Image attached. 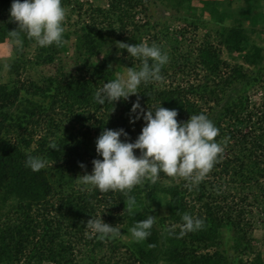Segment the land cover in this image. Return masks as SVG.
<instances>
[{
	"label": "trees",
	"instance_id": "1",
	"mask_svg": "<svg viewBox=\"0 0 264 264\" xmlns=\"http://www.w3.org/2000/svg\"><path fill=\"white\" fill-rule=\"evenodd\" d=\"M99 1L62 0L61 45L40 47L22 34L18 47L10 34L18 28L9 14L12 0H0V45L8 43L12 53L0 59V264H264L251 210L264 212V44L252 40L264 34V0L244 6L236 0H199V6L109 0L107 7ZM151 2L165 5L163 17L151 11ZM170 20L194 32L204 28L202 42L187 44V29L171 30ZM117 42L156 44L169 61L161 80L142 83L127 101L99 105L93 99L98 88L142 63ZM29 71L36 74L24 77ZM177 76L184 83L169 82ZM253 91L260 92L259 102ZM137 97L145 110L175 108L178 121L206 114L224 151L198 185L171 177V185L134 187L128 195L137 207L129 214L124 193L83 186L79 175L102 159L96 139L104 128H123L131 141L139 135L145 121L129 122ZM29 154L44 157L47 166L33 172L25 166ZM185 213L204 226L181 235ZM148 215L156 217L151 235L136 242L129 229ZM91 217L119 228L120 236L98 239L87 226Z\"/></svg>",
	"mask_w": 264,
	"mask_h": 264
},
{
	"label": "clouds",
	"instance_id": "2",
	"mask_svg": "<svg viewBox=\"0 0 264 264\" xmlns=\"http://www.w3.org/2000/svg\"><path fill=\"white\" fill-rule=\"evenodd\" d=\"M9 14L18 24L16 30L10 31L18 47L23 46L22 34L40 47L59 46L64 42L67 13L62 0H12ZM117 46L126 49L129 56L139 58L142 63L138 69L128 67L126 74H118L98 88L93 99L99 105L127 101L138 93L142 83L161 80V69L169 61L167 52L156 44L117 42ZM177 117L175 108L168 109L161 104L145 110L137 97L130 109L129 122L135 123L141 118L145 121L140 134L131 141L123 128H104L96 139V152L102 159L92 160V171L79 175L80 183L100 192L119 190L124 193L129 214L134 213L137 200L128 193L146 182L155 184L161 173L198 185L224 151V146L215 139L219 129L204 113L192 115L187 121H178ZM52 149L57 150V146L52 145ZM136 150H139V155ZM47 163L39 155L29 154L25 160V166L33 172L44 169ZM80 167L86 166L81 163ZM182 221L181 235L204 226L203 219L188 213L182 216ZM155 222L153 215L136 221L129 229L132 238L136 242L146 240ZM87 226L100 240L116 239L121 234L119 228L106 223L101 217H91Z\"/></svg>",
	"mask_w": 264,
	"mask_h": 264
},
{
	"label": "rangeland",
	"instance_id": "3",
	"mask_svg": "<svg viewBox=\"0 0 264 264\" xmlns=\"http://www.w3.org/2000/svg\"><path fill=\"white\" fill-rule=\"evenodd\" d=\"M108 2H109V0H100L99 2H97V4L100 5V6L107 7ZM235 3H236L235 4L236 6H244L245 5V0H236ZM192 5L193 6H199V0H192ZM151 6H152V10L151 11H153V12L155 11L156 12L155 14H156L157 17H163L164 16L165 10L167 9L165 7V5H161V3L158 2L156 4V6H154L153 3L151 2ZM148 13L151 14V15H154L150 11H148ZM172 13H176V12L175 11H171L170 13L166 12V15L169 16ZM145 19L146 18L143 15H139L137 17V20H142V22ZM228 22L232 23V20H228ZM245 23H246V25L249 24L248 22H245ZM170 24H171V30H174V31H181V30L187 29L186 32H185L186 33L185 36H186L187 44H191V45L194 44V46H193L194 48H196L198 46V44L201 43L203 38H204L205 31H206L204 28H200L199 30L194 32L192 27H190V25L188 23H186V22L185 23H183L181 21L172 22L170 20ZM263 24H264L263 22H260L259 26H263ZM259 26H257L256 28L260 29ZM252 40H254L257 43H259L260 45H262V44H264V34H261V33L257 34L256 33L255 35L252 36ZM11 54L12 53H11L10 46H9L8 43L0 45V59L4 58L5 60H8V58L11 57ZM223 56H224L225 60L231 61L230 58L228 57V54H227L226 51H224ZM232 63L235 64L236 62L232 61ZM35 74L36 73L34 71H29V72H27L24 75V77H26V76L32 77ZM124 74H126V72L120 73V75H124ZM3 76H4V74H3ZM178 77L179 76L173 78V80L171 79L169 82L171 83L173 81V83H176V82L177 83H184L181 79H179L177 81ZM167 83H168V81H166L165 85ZM251 95L253 97L252 98L253 101H256V102L260 101L261 95H260L259 91L258 92L257 91H253ZM133 129L137 130V129H135V127H133ZM138 132L140 134L141 131H138ZM136 154L139 155V150L136 151ZM173 178L176 179V184L185 183L186 185H189V183L186 182V180L184 178H180V177H173ZM157 181H160L162 183L171 185V177L167 176L166 174H165V176L160 175V177H159V179ZM251 210L253 211L254 222H255V226H254V228L252 230V235H253L254 239L256 240L255 249L261 250L263 252V254H264V212L261 211L260 209H256L255 207H253V209H251ZM246 259H248V257H246Z\"/></svg>",
	"mask_w": 264,
	"mask_h": 264
}]
</instances>
